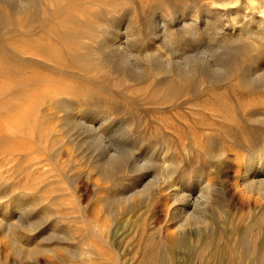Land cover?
Returning <instances> with one entry per match:
<instances>
[{"label": "rangeland", "instance_id": "rangeland-1", "mask_svg": "<svg viewBox=\"0 0 264 264\" xmlns=\"http://www.w3.org/2000/svg\"><path fill=\"white\" fill-rule=\"evenodd\" d=\"M262 9L0 0V264H264Z\"/></svg>", "mask_w": 264, "mask_h": 264}, {"label": "bare ground", "instance_id": "bare-ground-1", "mask_svg": "<svg viewBox=\"0 0 264 264\" xmlns=\"http://www.w3.org/2000/svg\"><path fill=\"white\" fill-rule=\"evenodd\" d=\"M252 1V0H251ZM258 1V0H257ZM30 2V1H29ZM34 2V1H33ZM25 3V2H24ZM27 3V2H26ZM19 4H23V3H19ZM30 4V3H29ZM28 4V5H29ZM27 5V4H26ZM24 5V6H26ZM5 6V5H4ZM22 6V7H24ZM21 7V8H22ZM18 8V7H17ZM37 8H39L37 6ZM252 8V7H251ZM5 9V8H3ZM3 11V10H2ZM261 11V10H260ZM258 11V12H260ZM4 13V12H3ZM10 13V12H9ZM262 13V15L264 16V10L262 9V11L260 12ZM1 14V13H0ZM3 15V14H2ZM195 16V15H193ZM2 17V16H1ZM264 19V18H263ZM3 22V21H2ZM164 24V23H163ZM167 24V23H166ZM261 27L264 26V20L262 21V23L260 24ZM259 25V26H260ZM166 30V29H165ZM170 30V29H169ZM172 30V29H171ZM182 30V29H181ZM248 32V31H247ZM164 34V33H163ZM166 34V33H165ZM179 34V33H178ZM165 36V35H164ZM175 36V35H174ZM178 36V35H177ZM167 37V36H166ZM168 38V37H167ZM181 39V38H180ZM133 40V39H132ZM137 40V39H136ZM120 45V44H119ZM134 45V44H133ZM136 45V44H135ZM176 45V44H175ZM140 46V45H139ZM142 46V45H141ZM128 48V47H127ZM139 48V47H138ZM178 49V48H177ZM138 50V49H137ZM141 51V50H140ZM149 51V50H148ZM137 54V53H136ZM262 56V55H261ZM260 59V58H259ZM92 69V68H91ZM231 72V71H230ZM183 78V77H182ZM179 79V78H178ZM185 79V78H184ZM249 81V80H248ZM263 85H264V80L262 81ZM171 83V82H170ZM247 83V82H246ZM249 83V82H248ZM165 84V83H164ZM250 85V83H249ZM252 86V85H251ZM166 90V89H164ZM162 91V90H161ZM262 115V114H261ZM263 147V146H262ZM264 151V150H263ZM262 151V152H263ZM257 152V151H256ZM255 153V152H254ZM259 153V152H258ZM257 154V153H255ZM264 155H260L257 154L253 157V161L252 163L255 164L256 168H253V170H258V175L251 177V178H243L245 180L242 181L241 183V193H247V194H253V195H259L260 199H264V162H261V158H263ZM251 158V157H250ZM249 164V163H248ZM239 165V164H238ZM251 167V166H250ZM249 167V168H250ZM253 167V166H252ZM260 170V171H259ZM247 172V171H246ZM261 172V173H260ZM239 174V173H238ZM248 174L243 173V176H246ZM208 176V175H207ZM239 177L241 176V174L238 175ZM252 176V175H251ZM247 177V176H246ZM247 179V180H246ZM201 186V185H200ZM211 188L209 186V184L205 183L201 189H200V193H199V210L202 206H206V203L210 202L211 199ZM173 202H177V206L175 207V210L179 213L185 214V212H187L186 208L188 207V204L190 203V197L188 196V194L184 193V192H180L179 190L174 191L173 195L170 198ZM228 204H232V206L234 208L239 207V206H244V201L242 200H238V197L236 198L234 195H232V197L230 198V200H227ZM246 204V203H245ZM217 207H221L224 206V204L222 205H218L216 204ZM195 207V206H194ZM202 209V208H201ZM181 214V215H182ZM189 216V214H187ZM231 215V214H230ZM187 218V217H185ZM232 225V222H231ZM182 226V224L180 225V227ZM232 230L234 231L233 234H235L234 236V240L237 239V237L239 238V230L237 228H232ZM12 234V233H11ZM232 237V236H231ZM222 254V253H221ZM220 260V259H219Z\"/></svg>", "mask_w": 264, "mask_h": 264}]
</instances>
